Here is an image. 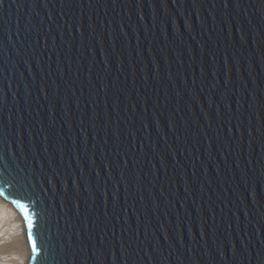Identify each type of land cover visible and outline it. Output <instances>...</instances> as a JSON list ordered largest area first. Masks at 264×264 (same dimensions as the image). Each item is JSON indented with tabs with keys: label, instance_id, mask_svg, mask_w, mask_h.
Listing matches in <instances>:
<instances>
[{
	"label": "water",
	"instance_id": "1",
	"mask_svg": "<svg viewBox=\"0 0 264 264\" xmlns=\"http://www.w3.org/2000/svg\"><path fill=\"white\" fill-rule=\"evenodd\" d=\"M0 197L28 264H264V0H0Z\"/></svg>",
	"mask_w": 264,
	"mask_h": 264
},
{
	"label": "bare ground",
	"instance_id": "2",
	"mask_svg": "<svg viewBox=\"0 0 264 264\" xmlns=\"http://www.w3.org/2000/svg\"><path fill=\"white\" fill-rule=\"evenodd\" d=\"M30 248L23 218L0 197V264H28Z\"/></svg>",
	"mask_w": 264,
	"mask_h": 264
},
{
	"label": "snow or ice",
	"instance_id": "3",
	"mask_svg": "<svg viewBox=\"0 0 264 264\" xmlns=\"http://www.w3.org/2000/svg\"><path fill=\"white\" fill-rule=\"evenodd\" d=\"M33 249H35V243L33 242Z\"/></svg>",
	"mask_w": 264,
	"mask_h": 264
}]
</instances>
